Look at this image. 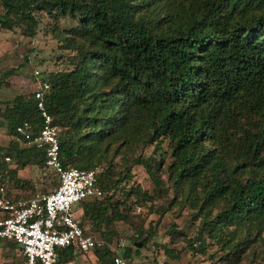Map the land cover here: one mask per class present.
I'll return each instance as SVG.
<instances>
[{
  "label": "trees",
  "instance_id": "16d2710c",
  "mask_svg": "<svg viewBox=\"0 0 264 264\" xmlns=\"http://www.w3.org/2000/svg\"><path fill=\"white\" fill-rule=\"evenodd\" d=\"M0 1V23L7 28L15 19L35 26V11H58L77 20L70 31H52L67 47L87 51L79 50L76 68L58 80L42 76L50 86L48 112L76 115L77 126L90 128L71 143L59 136L63 163L78 143L104 136L136 141L149 129L152 140L166 136L174 146L176 179L209 170L206 178L215 182L209 193L220 185L218 170L226 158L261 174L237 179L218 217L227 225L264 223V0ZM103 84L110 85L107 92L99 88ZM5 118L10 133L24 120L39 123L33 95L16 96ZM10 145L18 156L30 155L17 142ZM25 148L44 164L39 151ZM5 155L0 153V177L11 180L15 170L5 167ZM135 162L155 178L151 164L141 158ZM90 210L102 217L107 206L85 204L84 214ZM99 250L100 261L111 258L113 264L111 251ZM59 256L72 257L73 248Z\"/></svg>",
  "mask_w": 264,
  "mask_h": 264
},
{
  "label": "rangeland",
  "instance_id": "374dc122",
  "mask_svg": "<svg viewBox=\"0 0 264 264\" xmlns=\"http://www.w3.org/2000/svg\"><path fill=\"white\" fill-rule=\"evenodd\" d=\"M140 11L145 12L142 8ZM3 14L0 1V17ZM33 15L37 22L33 27L21 19H15L9 28L0 23V144L6 146L10 124L5 114L16 96L30 98L41 76L55 81L73 71L82 57L79 50L87 51L86 47H67L64 39L52 31L54 28L72 30L77 25L75 18L58 11H35ZM31 30L33 35H27ZM76 40L82 42L80 38ZM109 87V84L99 86L104 92ZM54 118L60 139L70 143L90 130L76 125V115H55ZM152 134L148 129L136 141L104 136L93 143H78L73 157L64 158L66 166L101 169L103 199H90L78 207L100 201L107 210L102 217L81 215L87 231L113 244L128 264H264V223L227 225L218 217L229 204V192L236 180L244 182L251 174H261H254L252 169L226 158L218 170L220 185L209 193L210 186L215 185L212 177L206 178L209 170L198 169L185 178L176 179L179 160L174 155V146L166 136L152 140ZM17 147L30 155L20 157L16 154L17 148L9 146L0 152L5 151L11 158L5 167L15 170L14 179L11 178L15 199L54 189L59 180L57 172L39 162L38 153L26 150L19 143ZM137 158L151 164L152 169H149L154 171L155 178L144 165L135 162ZM24 161L28 162L23 173L31 182L28 187H23L14 169L22 167ZM212 163L210 161L207 167ZM234 166L237 169L229 170ZM138 243L141 246H137ZM136 250H139L137 254ZM100 254L99 249L73 253L72 257L59 256L57 262L112 264L111 258L101 262ZM0 264H24L20 248L11 241H0Z\"/></svg>",
  "mask_w": 264,
  "mask_h": 264
},
{
  "label": "built area",
  "instance_id": "2783aa9c",
  "mask_svg": "<svg viewBox=\"0 0 264 264\" xmlns=\"http://www.w3.org/2000/svg\"><path fill=\"white\" fill-rule=\"evenodd\" d=\"M49 84L40 82L34 91L39 123L24 120L16 126L17 141L43 154L47 167L59 176L56 187L25 199H15L11 180L0 177V241H11L21 250L24 264H57L59 251L72 247L73 253L108 248L113 264H128L126 258L106 239L88 232L75 214L74 206L94 197L101 199L99 167L80 168L63 163L59 128L45 107ZM5 162L10 156L3 157Z\"/></svg>",
  "mask_w": 264,
  "mask_h": 264
},
{
  "label": "crops",
  "instance_id": "0c3cea01",
  "mask_svg": "<svg viewBox=\"0 0 264 264\" xmlns=\"http://www.w3.org/2000/svg\"><path fill=\"white\" fill-rule=\"evenodd\" d=\"M2 128H4L5 130L6 129H8V128H6L5 126H3ZM9 132H8V134L10 135V137H8V140H7V142H8V146L10 147V146H12V145H10L11 144V142H16V137L14 136L15 134L14 133H10V130H8ZM5 141H6V139H5ZM8 146H6L5 144H0V149H7V147ZM28 165V164H27ZM27 165H25V166H22V167H17L16 166V178L17 179H19L20 181H22V185H23V187H28L29 186V184H30V186H31V182L30 181H28L27 180V178H26V176H25V174H23V173H25V168H26V166ZM10 168V167H9ZM11 183H12V185H13V181L11 180ZM21 189V188H20ZM90 199H95V200H102V199H97V198H94V197H91V198H88V199H86V200H84L83 202H85V201H88V200H90ZM94 201V200H93ZM82 203V202H81ZM81 203H79V204H77V205H75L74 206V210H75V214L78 216V217H81V215H83V217H85V218H92V216L93 215H95V214H93V211L92 210H90V213L89 214H84V208H82V207H78V205H80ZM96 206V205H95ZM76 207H78L77 209H75ZM92 214V215H91Z\"/></svg>",
  "mask_w": 264,
  "mask_h": 264
},
{
  "label": "clouds",
  "instance_id": "9594fccd",
  "mask_svg": "<svg viewBox=\"0 0 264 264\" xmlns=\"http://www.w3.org/2000/svg\"><path fill=\"white\" fill-rule=\"evenodd\" d=\"M36 73V77H39L40 76V74H39V72L38 71H36L35 72ZM40 82H46L45 80H43V78H42V76L40 77V79H37V84L39 85V83ZM38 85H37V87H38ZM37 89V88H36ZM35 89V90H36ZM49 89H50V86H49ZM34 90V91H35ZM34 91L32 92V95H33V98H34ZM49 93V92H48ZM47 96V95H46ZM46 98V97H45ZM34 100H35V98H34ZM36 101V100H35ZM44 103H45V100H44ZM45 107H46V105H45ZM47 109V108H46ZM48 111V110H47ZM53 116V115H52ZM53 118H54V116H53ZM55 121V120H54ZM21 123V122H20ZM57 126H58V124H57ZM58 128H59V126H58ZM15 130H16V128H15ZM14 136L16 137V142H17V144L19 143V144H21L19 141H17V135H16V132H14ZM59 136H60V134H59ZM60 141V140H59ZM22 145V144H21ZM25 147V146H24ZM61 151V150H60ZM41 153V152H40ZM62 153V152H61ZM42 154V153H41ZM43 155V154H42ZM9 156V155H8ZM45 164V163H44ZM99 183H100V179H99ZM104 197V196H103ZM103 197L101 198V199H103ZM98 199V198H97ZM83 202V201H82ZM81 203V202H80ZM79 204V203H78Z\"/></svg>",
  "mask_w": 264,
  "mask_h": 264
},
{
  "label": "water",
  "instance_id": "95a60500",
  "mask_svg": "<svg viewBox=\"0 0 264 264\" xmlns=\"http://www.w3.org/2000/svg\"><path fill=\"white\" fill-rule=\"evenodd\" d=\"M137 246H141V243H138Z\"/></svg>",
  "mask_w": 264,
  "mask_h": 264
}]
</instances>
